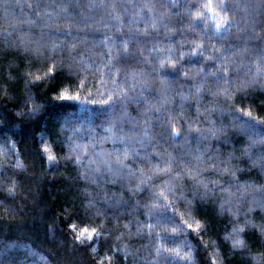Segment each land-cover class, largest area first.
<instances>
[{"label": "clouds", "instance_id": "1", "mask_svg": "<svg viewBox=\"0 0 264 264\" xmlns=\"http://www.w3.org/2000/svg\"><path fill=\"white\" fill-rule=\"evenodd\" d=\"M205 3H185L188 12L181 18L173 13L179 5L161 4L160 36L172 43L132 45L134 54L130 45L127 52H103L102 43L89 45L60 33L52 42L36 41L14 61L0 58V141L19 145L26 156L47 164L40 147L47 140L57 151L55 166H73L76 177L91 184L107 173L113 185L118 180L134 194L127 204L141 214L157 199L163 207L158 214L170 224L185 226L177 209L190 213L201 229L166 237L192 241L197 264H210L211 243L205 245V239L217 242L226 264L237 252L242 264H264V245L258 243L264 241V119L240 110L249 106L264 117V0L228 3L230 27L219 35L214 22L208 26ZM241 34L246 46H240ZM164 57L173 63L165 59L161 65ZM65 87L78 90L80 98L61 99L58 93ZM108 94L113 96L108 104L93 99ZM69 102L89 116L63 110ZM110 124L123 137L114 138L110 167L100 157L76 167L81 160L73 151L77 139L103 136ZM33 143L35 155L26 149ZM124 151L122 166L114 157ZM88 218L105 230L99 213ZM234 234L247 242L243 248L232 246Z\"/></svg>", "mask_w": 264, "mask_h": 264}, {"label": "trees", "instance_id": "2", "mask_svg": "<svg viewBox=\"0 0 264 264\" xmlns=\"http://www.w3.org/2000/svg\"><path fill=\"white\" fill-rule=\"evenodd\" d=\"M191 2L193 0H0V58L14 61L17 53L32 48L36 41L52 42L60 33L75 35L89 45L102 43L103 52H109V48L119 52L122 42L130 45L132 54L135 53L132 45L152 48L169 44L172 42L160 36L164 29L158 18V12L163 10L159 6L179 5L173 13L181 18L188 12L183 5ZM232 2L228 0L229 4ZM252 2L254 0H238L241 5ZM145 4L154 6L155 10L149 12L143 7ZM213 15L208 12L206 17L209 27L213 24ZM216 34L219 35L217 31ZM246 43L241 34L240 46ZM106 98V95L93 97L97 102ZM62 108L82 118L89 116L86 109L71 102L62 104ZM244 108L258 117L251 107ZM44 143L57 158L53 145L47 140ZM76 143L87 149L78 153L81 160L76 167L88 165L90 159H97L101 152L112 154L114 151V139L105 138V133L88 140L77 139ZM8 146L0 141V264H101V261L103 264H114V261L118 264H197L192 241L167 239L166 234L173 233V227L177 228V234L181 231L186 234L188 229L163 219L158 214L163 212L161 203L153 208L154 201H151V210L144 207L141 214L135 204H127L130 197L136 199L134 194L121 188L118 180L113 185L107 173L101 175L97 184H91L77 178L73 166L65 163L55 166L56 160L49 161L44 152L47 164L38 157L26 156L19 145L10 148L5 155L2 150ZM34 147V143L26 145L27 152L35 155ZM18 159L23 162L22 168L16 166ZM85 190L91 191L92 197ZM89 201L94 204L90 206ZM93 213H99L106 225L103 232L88 218ZM176 214L189 222L194 219L182 209H177ZM69 224H76L78 228L96 227L99 235L79 243L74 240L75 232ZM149 224L153 227L148 228ZM233 237L237 236L230 237V242ZM203 243H211L207 252L209 258L218 256L221 264H226L225 253L215 240L205 239ZM258 243L264 245V241ZM165 249H176L179 255ZM186 254L191 260L184 259ZM229 260L231 264H242L238 252L235 256L229 254Z\"/></svg>", "mask_w": 264, "mask_h": 264}, {"label": "snow or ice", "instance_id": "3", "mask_svg": "<svg viewBox=\"0 0 264 264\" xmlns=\"http://www.w3.org/2000/svg\"><path fill=\"white\" fill-rule=\"evenodd\" d=\"M218 5V6H216ZM144 7H150V5L145 4ZM204 8L210 12L213 13V22H214V27L215 30L220 33L221 30L225 29V28H229V21H230V16L227 13V8H228V2L227 0H215V6H214V0H206V3L204 5ZM193 15L198 18V19H202L203 18V12L201 11H196L193 13ZM197 46L199 45V42L197 43ZM122 49L127 52V50L129 49V44L127 42H122L121 45ZM109 51H111V48H109ZM167 59L168 62L171 64L173 63V61L168 58V57H164L163 59L160 60L161 65H163L164 60ZM53 69L50 67L48 69V71H52ZM36 79H39L40 76L37 75L35 77ZM135 78V76L133 77ZM83 81H81V86L83 87ZM88 92L91 93V88L88 89ZM59 97L61 99H65V98H80V92L77 91H72V90H67V89H61L58 93ZM107 98L106 99H102L100 101V103L102 104H108L113 100V96L111 94L106 95ZM93 103H95L96 101L93 100ZM241 111L245 112L248 116H253V113L251 110H246L245 108L240 109ZM258 119H264V117H256ZM105 138L108 139H120L121 141L123 140L122 135H118V130L116 129L114 124H110L105 128ZM14 147V144H10L8 146V148L3 149V153L5 155H7V152L9 151L10 148ZM42 150L45 154H47V159L49 161H55L56 160V156L53 154L51 148L48 146L47 143L42 144ZM73 151L80 153L81 151H87L86 146L83 144H77L75 143L73 145ZM127 151H124L122 153L117 154L114 159L117 160L119 162L120 165L125 166V160L127 158ZM99 157L101 159V162L108 165L110 167V161L113 159V157H111L109 154L101 152L99 154ZM80 155H77V159H80ZM16 166L18 168H22L23 167V162L20 161L19 159L16 161ZM10 191H12L13 189L10 188ZM160 196L166 201L167 197L164 195L163 191L160 192ZM94 204L93 201H89V205L92 206ZM160 206V201L159 199L154 200V203L152 204L153 208H157ZM181 223L183 225H185L187 227V229H190L192 231H199L202 227V224L199 220H195L192 219L191 222L181 219ZM70 229H72L75 232L74 235V240L79 242V243H83L85 239L88 240H92L95 238L96 235H99L98 233V229L96 227H80L78 228V226L76 224H69L68 226ZM148 228H152L153 225L149 224L147 225ZM171 231L173 233H175L177 231V228L173 227L171 229ZM232 246L234 248H242L245 246L244 241L242 239H240L238 236L237 237H233L232 238ZM92 251L95 252L96 249L92 248ZM165 251L168 252H172L175 255H179V251H177L176 249H165ZM157 255H159V249L157 250ZM107 259H109V261H111V257H108ZM185 260H191V256L190 255H185L184 257ZM101 264H103V261H101ZM210 264H221L220 258L218 256H212L210 257Z\"/></svg>", "mask_w": 264, "mask_h": 264}]
</instances>
